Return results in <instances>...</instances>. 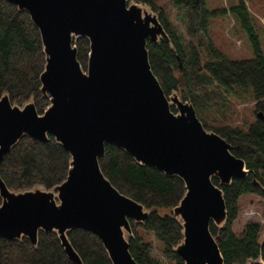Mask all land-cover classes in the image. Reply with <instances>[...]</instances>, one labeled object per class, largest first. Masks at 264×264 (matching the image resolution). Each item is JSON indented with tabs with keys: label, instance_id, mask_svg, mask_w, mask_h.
<instances>
[{
	"label": "water",
	"instance_id": "1",
	"mask_svg": "<svg viewBox=\"0 0 264 264\" xmlns=\"http://www.w3.org/2000/svg\"><path fill=\"white\" fill-rule=\"evenodd\" d=\"M7 1L40 30L46 60L40 91L51 103L40 113L34 98L21 106L0 95V166L24 137L45 143L53 136L71 160L67 179L51 189L15 191L0 173V237H27L37 246L40 231L56 232L69 259L84 264L68 236L80 228L101 240L113 264H139L130 249L131 221L145 223L151 211L104 174L100 158L112 144L184 180L186 193L173 208L183 225L175 250L184 264H225L211 231L212 223L220 228L228 220L214 178L228 185L250 170L191 102L175 90L166 94L148 49L149 40L172 43L158 14L135 0ZM79 38L90 42L86 69Z\"/></svg>",
	"mask_w": 264,
	"mask_h": 264
},
{
	"label": "trees",
	"instance_id": "2",
	"mask_svg": "<svg viewBox=\"0 0 264 264\" xmlns=\"http://www.w3.org/2000/svg\"><path fill=\"white\" fill-rule=\"evenodd\" d=\"M136 1L153 8L171 37L172 43L165 39L148 41L152 69L166 94L175 90L183 100L190 101L204 126L223 136L232 145V152L243 158L250 170L246 178H234L228 185L214 178L224 191L228 211V220L223 227L211 224L225 264H264L262 224L248 223L241 235L233 230L241 197L250 193L264 196V115L259 114L247 129L211 123V112L213 109L217 112L220 100H226L224 94H237L239 88L253 97L258 109L264 110V54L259 48V37L252 28L245 0L233 6L232 12L250 31L257 54L242 60L229 58L208 37L212 18L224 14V10L209 9L206 0H172V6L184 13L186 38L177 33V26L170 19V13L160 5V0ZM75 43L78 58L86 69L90 42L87 38H79ZM45 62L41 33L30 14L7 0H0V95L9 93L12 102L21 106L34 98L38 111L43 113L51 103L40 91V75ZM173 111H177L175 107ZM70 160V154L53 136L45 143L24 137L6 155L0 173L8 187L15 191L35 186L51 189L67 179ZM100 165L116 188L151 211L145 223L131 221L134 235L130 236V249L136 261L139 264H164L152 253V243L139 234L138 228H142L153 232L163 243L167 259L174 264H184L175 250L184 237L183 225L173 213V208L186 193L184 180L142 165L112 144H106V154L100 158ZM68 236L84 264H113L94 233L78 228L71 230ZM0 264L74 263L56 232L40 231L37 246L27 237L22 240L0 237Z\"/></svg>",
	"mask_w": 264,
	"mask_h": 264
},
{
	"label": "rangeland",
	"instance_id": "3",
	"mask_svg": "<svg viewBox=\"0 0 264 264\" xmlns=\"http://www.w3.org/2000/svg\"><path fill=\"white\" fill-rule=\"evenodd\" d=\"M160 1V5H163L170 13V19L177 26V33L187 38L184 13L177 11L172 6V0ZM239 2L241 0H206L209 9H222L225 11L224 14L212 18L208 27V37L233 60L251 59L257 54L256 45L250 31L244 27L239 17L232 12L233 6ZM139 3L151 8L147 3ZM245 4L250 13L252 28L259 37V48L264 54V0H245ZM236 93L234 95L225 93L226 100H220L221 106L217 112L214 109L212 110L211 123L213 125L231 124L247 129L251 123L259 118V114L264 115V110L258 109L256 101L244 89L239 88ZM178 95L181 97L180 93ZM250 222L261 223L264 229V196L250 193L241 197L240 211L233 223V230L241 235L245 226ZM138 232L145 240L152 243V253L158 259L162 260L164 264H174L165 257L163 243L153 232L142 228H138ZM127 237H129L128 234ZM247 264H250V262Z\"/></svg>",
	"mask_w": 264,
	"mask_h": 264
}]
</instances>
